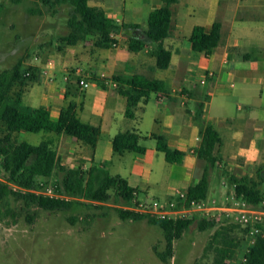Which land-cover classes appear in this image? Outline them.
Instances as JSON below:
<instances>
[{
    "label": "crops",
    "instance_id": "crops-1",
    "mask_svg": "<svg viewBox=\"0 0 264 264\" xmlns=\"http://www.w3.org/2000/svg\"><path fill=\"white\" fill-rule=\"evenodd\" d=\"M142 1L88 0V4L102 9L118 24L145 27L150 11L163 5V0H158L160 3L153 4L146 13ZM197 5V0H177L170 6L171 28L164 45L170 50L171 58L168 68L161 69L164 74L159 76L149 77L154 73L156 62L152 55L153 44L144 43L138 52L128 50L130 30L112 35L115 47L98 48L92 43L93 48L76 50L77 44L65 45V55L57 54L56 59L45 61L35 57L34 63L25 64L33 67L36 80L25 87L22 103L25 100L26 104L23 106L44 107L55 121L64 102L71 99L78 105L79 119L100 128L94 149L69 135H59L56 151L62 165L85 169L109 164L114 170L113 174L109 172L111 175L121 176L137 189L138 200L139 193L147 194L154 168L157 170L154 176L159 179L165 177L160 175L161 170L168 167L167 181L173 183L175 189L185 190L203 173L204 163L197 155L201 123L212 126L220 136L215 150L216 167L209 172V185L211 183L214 192L226 185L224 173L249 176L248 166L264 162V0H207L203 2L202 12H195ZM117 12L126 17H120ZM196 13L200 22L189 25L188 19ZM215 21L221 24L222 44L208 55L192 52L188 38L193 27L202 26L208 31ZM185 30H188L186 35ZM192 64H197L203 73L212 71L213 76L205 84L198 83L201 73L191 76ZM134 74L163 81L165 91L151 94L145 103L139 102L134 117L128 119L124 115L126 98L117 92V87L105 82H114V76L129 78ZM80 80L88 86H81ZM35 84L40 88L31 96ZM224 87L231 93L224 92ZM152 95L154 100L150 103ZM227 95L239 99L235 115ZM217 96L226 99L218 97L215 106ZM32 100L36 105L31 104ZM198 104L203 107L197 122L194 117ZM150 105L152 111L147 114L146 125L144 116ZM125 131L141 136L139 144L145 148L144 153L113 152V137ZM151 134L163 136L169 147L182 151V160L166 162L163 153L156 150ZM149 139L154 140L150 147L141 143ZM173 192L169 191L167 199L172 198Z\"/></svg>",
    "mask_w": 264,
    "mask_h": 264
},
{
    "label": "trees",
    "instance_id": "trees-1",
    "mask_svg": "<svg viewBox=\"0 0 264 264\" xmlns=\"http://www.w3.org/2000/svg\"><path fill=\"white\" fill-rule=\"evenodd\" d=\"M45 7L50 14L57 12V7L68 8L66 27L68 32L59 36L61 43L75 45L79 41L93 39L98 48H110L116 43L112 37L118 32L127 33V46L131 52H138L144 43L154 45L152 55L155 57V68L166 69L170 64L171 52L164 45L170 34L171 9L177 0H163V5L148 14L145 27L137 24H118L105 12L88 4V0H35ZM30 12H39L37 9ZM126 33V32H125ZM192 52H204L206 55L222 44L221 24L215 21L206 31L202 26H194L189 38ZM29 72V75L26 73ZM33 67L25 65L19 58L10 68L0 69V167L4 171V181L0 183V220L6 216L16 217L12 208L13 202H22L25 207L35 205L45 211H66L75 206L83 205L84 201L106 202L112 191L116 201H122L128 207L137 203V189L128 185L119 175H111L105 166L91 165L88 168L68 167L61 164L52 140H45L37 145L18 142L15 133L21 131L38 133L40 131L55 135L66 134L80 143L94 149L100 136V128L82 122L77 114L78 105L69 102L62 107L59 117L53 121L49 111L44 107H25L22 96L29 82L35 81ZM117 92L126 98L124 115L131 119L139 102H147L151 94L165 91L164 82L134 74L129 78L114 76ZM203 105L198 104L194 119L198 122ZM200 144L197 149L198 158L203 163L202 176L196 183L184 190L185 201H206L209 190V172L216 167V148L220 144L218 132L209 125L200 126ZM155 140L156 150L163 153L168 163H179L184 153L168 146L161 135L151 134ZM141 136L133 131L116 134L112 139V150L116 154L126 151L144 153L145 148L139 144ZM55 179L52 180V178ZM227 184L234 191L237 200L251 206L259 205L264 199L261 183L249 176L225 174ZM262 177V176H261ZM54 186L59 196H48L43 193L46 187ZM121 219L134 221L146 219L150 225L158 226L164 236L165 250L154 254L166 263L173 256V242L189 229L204 231L214 228L204 247L201 258L192 264H226L233 258L241 239L247 234L249 227L241 224L219 223L201 216L185 219H160L132 209H120ZM26 218L32 220V215ZM74 220V219H73ZM259 233L251 246L245 264H264V225L258 224ZM210 257V261L207 258Z\"/></svg>",
    "mask_w": 264,
    "mask_h": 264
},
{
    "label": "rangeland",
    "instance_id": "rangeland-1",
    "mask_svg": "<svg viewBox=\"0 0 264 264\" xmlns=\"http://www.w3.org/2000/svg\"><path fill=\"white\" fill-rule=\"evenodd\" d=\"M206 1L197 0L198 7L195 12H202L203 2ZM156 3L160 2L143 0L144 12H148L150 7ZM34 9H38L40 13L30 12ZM117 13L120 17H126L121 16L120 12ZM67 14L68 8L65 6L57 7V12L50 14L40 1L0 0V69L10 68L19 58L24 59V64H32L35 57H38L40 61H45L56 59L57 54L65 55L67 44L61 43L59 36L68 32L65 22ZM188 22L189 25L199 23V14L191 16ZM187 31L183 33L186 35ZM92 43L93 39L79 41L76 50L84 47L93 48ZM153 70L154 73L149 77L164 74L161 69L154 67ZM198 73L204 74L197 64H192L189 74L192 76ZM39 88L35 84L31 96L35 95ZM224 92L231 93L227 87H224ZM218 97L220 96L214 100L215 106L218 104L216 100ZM220 98L228 99L233 108V115H235L239 99L235 95ZM153 100L154 95L151 96L150 103ZM69 101L71 99L65 101L64 106ZM75 101H80V99H75ZM22 104H26V101L23 100ZM31 104L36 105V102L32 100ZM151 111L150 105L144 116L146 125L149 122L147 114ZM15 137L18 142L33 145L52 140L55 146L59 138L58 135L43 131L38 133L21 131L15 133ZM141 143L150 147L154 140L149 139ZM158 154L165 164L162 155ZM105 168L111 174L114 173L109 164H106ZM167 172L168 167L163 168L160 175L165 177L157 179L154 176L157 170L154 168L147 194L139 193L140 201L150 202L153 199L164 201L169 191L172 194L176 187L167 181ZM247 173L250 178L261 183L264 192V162L248 166ZM4 175L0 167V183L4 181ZM224 180L226 185L223 184L219 192H214L210 183L207 200L210 204L212 200H215L211 206L218 208L212 209L208 215L201 217L213 219L217 223L216 226L222 222L240 224L237 221L235 209L240 208L241 200L235 199L233 189L229 187L225 177ZM84 202L83 205L66 211H45L35 205L25 207L20 201L13 202L11 205L16 217L6 216L0 220V264H192L196 259L201 258L209 236L215 229L214 227L204 231L196 229L185 231L179 239L174 240L173 256L164 263L153 251V247L159 252L165 250L163 232L158 226L150 225L146 219L138 221L121 219L119 210L129 209V207L122 201H116L112 191L106 202ZM247 207L264 213V199L257 206L248 204ZM28 214L32 215L30 221L26 218ZM262 218L264 220V216ZM237 260L238 254L234 256L230 264H236ZM207 261H210V257Z\"/></svg>",
    "mask_w": 264,
    "mask_h": 264
},
{
    "label": "built area",
    "instance_id": "built-area-1",
    "mask_svg": "<svg viewBox=\"0 0 264 264\" xmlns=\"http://www.w3.org/2000/svg\"><path fill=\"white\" fill-rule=\"evenodd\" d=\"M117 44H113L112 47H115ZM26 75H29V72L26 73ZM213 76L212 71H207L203 75L199 77V83L205 84L207 79ZM66 79V78H65ZM105 83H110L113 87H117V84L115 82L106 81ZM79 84L83 87H87L88 83H86L83 80L79 81ZM44 194L48 196H59L57 194L56 188L54 186H48L43 191ZM186 195L184 190L181 189H175L172 195L171 199H166L164 201H161L159 199H153L150 202H142L137 199V203L133 204L129 208L145 213V214H151L154 215L157 218L160 219H185L190 218L192 216H205L208 215V212H210L212 209H216L218 207L211 206L215 203V200H212L210 202L208 200L206 201H195L192 200L188 203V205H184V203L180 204L178 201H185ZM240 208L235 209L237 212V221L243 226V227H249V230L245 237L241 239L237 253L238 254V260L236 264H245L247 254L251 248V246L255 243V236L259 233V227L258 224H264V220L262 216H264L263 212L256 211L255 209L248 208L247 203L244 201H241ZM235 254V256H236ZM234 259L231 258L226 261L227 264H230L231 261Z\"/></svg>",
    "mask_w": 264,
    "mask_h": 264
}]
</instances>
